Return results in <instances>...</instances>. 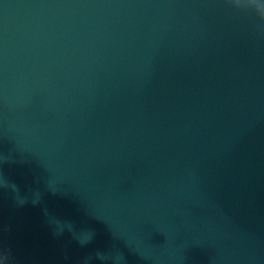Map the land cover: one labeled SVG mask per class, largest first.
<instances>
[{"label":"water","instance_id":"water-1","mask_svg":"<svg viewBox=\"0 0 264 264\" xmlns=\"http://www.w3.org/2000/svg\"><path fill=\"white\" fill-rule=\"evenodd\" d=\"M235 13L226 0H0L5 264H112L96 254L114 251L148 264Z\"/></svg>","mask_w":264,"mask_h":264},{"label":"clouds","instance_id":"clouds-1","mask_svg":"<svg viewBox=\"0 0 264 264\" xmlns=\"http://www.w3.org/2000/svg\"><path fill=\"white\" fill-rule=\"evenodd\" d=\"M226 3H228L234 10L240 13L244 14H251L257 17L258 19L264 21V10H261L260 8H257L256 6H241L238 2V0H226ZM257 3L261 6H264V0H257ZM0 187H4L3 184H0ZM89 239L85 242H81V244H85L89 242L92 239L93 233L89 232ZM97 258L101 261L111 260L112 264H125V258L123 254L119 251H114L109 254H104L98 252ZM9 259L8 253H5L3 256H0V264H5V262Z\"/></svg>","mask_w":264,"mask_h":264}]
</instances>
